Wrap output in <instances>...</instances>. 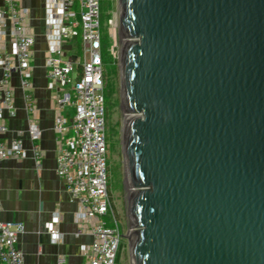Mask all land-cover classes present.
I'll return each mask as SVG.
<instances>
[{
  "label": "water",
  "instance_id": "obj_1",
  "mask_svg": "<svg viewBox=\"0 0 264 264\" xmlns=\"http://www.w3.org/2000/svg\"><path fill=\"white\" fill-rule=\"evenodd\" d=\"M132 264H264V0H118Z\"/></svg>",
  "mask_w": 264,
  "mask_h": 264
},
{
  "label": "built area",
  "instance_id": "obj_2",
  "mask_svg": "<svg viewBox=\"0 0 264 264\" xmlns=\"http://www.w3.org/2000/svg\"><path fill=\"white\" fill-rule=\"evenodd\" d=\"M100 0H47L43 65L50 93L57 134L56 173L64 189L78 204L76 236L92 241L80 246L87 264H115L121 239L118 219L108 190V143L106 138L105 73L103 49L113 56L114 32H101ZM35 36L29 9L21 0H3L0 5V161L23 159V131L8 137V120L17 116V94L28 119L26 132L37 164L43 156L39 140L43 131L36 123L33 59ZM67 107L73 110L66 114ZM69 110V109H67ZM0 205V264H24L18 247L24 232L21 222L5 221ZM58 215L47 223L56 243ZM111 222L112 225H108ZM56 264H66L63 257Z\"/></svg>",
  "mask_w": 264,
  "mask_h": 264
},
{
  "label": "crops",
  "instance_id": "obj_3",
  "mask_svg": "<svg viewBox=\"0 0 264 264\" xmlns=\"http://www.w3.org/2000/svg\"><path fill=\"white\" fill-rule=\"evenodd\" d=\"M46 1L21 0V4L29 9L31 28L36 40L32 62L33 84L37 101L36 123L43 131L38 142L43 156L38 165L26 132L28 119L16 88L18 113L8 120V137L23 131V145L27 156L23 159L8 158L0 161L1 216L5 221L21 222L24 225V232L18 240L24 264H56L59 257H63L66 264H87L80 246L90 243L92 237L75 235V212L78 204L65 191L63 181L56 173L57 134L52 129L55 110L46 83H41L43 79L46 81L43 65L46 48ZM2 4L3 0H0V5ZM35 71H42L39 79L36 78ZM54 215L59 217L57 229L60 237L56 243L51 241L47 232V223Z\"/></svg>",
  "mask_w": 264,
  "mask_h": 264
},
{
  "label": "rangeland",
  "instance_id": "obj_4",
  "mask_svg": "<svg viewBox=\"0 0 264 264\" xmlns=\"http://www.w3.org/2000/svg\"><path fill=\"white\" fill-rule=\"evenodd\" d=\"M101 6V32L106 36V26L114 32L113 58L103 49V66L105 73L104 96L106 104V138L108 143V190L114 213L118 219L121 239L118 247V259L115 264H132L130 253V234L132 228L129 224V200L132 187L129 186L124 172L123 136L126 117L121 108V67L120 56L124 41L120 36L119 3L118 0H100ZM42 71H35L36 78ZM38 75V76H37ZM45 85L46 81L41 82ZM69 109V110H67ZM66 114L72 109L67 107ZM108 225H112L108 222Z\"/></svg>",
  "mask_w": 264,
  "mask_h": 264
},
{
  "label": "bare ground",
  "instance_id": "obj_5",
  "mask_svg": "<svg viewBox=\"0 0 264 264\" xmlns=\"http://www.w3.org/2000/svg\"><path fill=\"white\" fill-rule=\"evenodd\" d=\"M126 43V41L124 40V44ZM129 116H130V114H126L125 115V117H126V120L129 118ZM132 191H133V189H132ZM132 191H131V193H132Z\"/></svg>",
  "mask_w": 264,
  "mask_h": 264
},
{
  "label": "trees",
  "instance_id": "obj_6",
  "mask_svg": "<svg viewBox=\"0 0 264 264\" xmlns=\"http://www.w3.org/2000/svg\"><path fill=\"white\" fill-rule=\"evenodd\" d=\"M111 56V55H110ZM112 57V56H111ZM113 58V57H112ZM113 61L115 62L114 58H113ZM114 210V209H113ZM117 259H118V254H117Z\"/></svg>",
  "mask_w": 264,
  "mask_h": 264
}]
</instances>
